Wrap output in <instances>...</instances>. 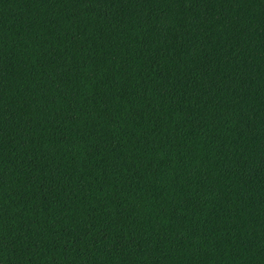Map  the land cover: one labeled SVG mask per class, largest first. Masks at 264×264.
<instances>
[{
	"label": "trees",
	"instance_id": "16d2710c",
	"mask_svg": "<svg viewBox=\"0 0 264 264\" xmlns=\"http://www.w3.org/2000/svg\"><path fill=\"white\" fill-rule=\"evenodd\" d=\"M0 264H264V0H0Z\"/></svg>",
	"mask_w": 264,
	"mask_h": 264
}]
</instances>
